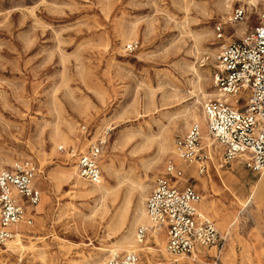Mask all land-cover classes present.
<instances>
[{
    "label": "rangeland",
    "instance_id": "obj_1",
    "mask_svg": "<svg viewBox=\"0 0 264 264\" xmlns=\"http://www.w3.org/2000/svg\"><path fill=\"white\" fill-rule=\"evenodd\" d=\"M244 2L0 0V172L31 162L41 193L27 209L31 224L16 231L24 246L0 245V264L101 263L121 237L138 239L141 210L170 160L223 239L191 262L165 251L163 232L148 233L133 248L140 264H264V171L218 157L199 174L173 150L175 138L200 126L203 105L219 97L213 71L220 45L256 24L258 0L242 24L227 25ZM108 129L102 189L87 194L81 187L93 185L76 184L70 150L86 149ZM208 141L205 148L222 153Z\"/></svg>",
    "mask_w": 264,
    "mask_h": 264
},
{
    "label": "built area",
    "instance_id": "obj_2",
    "mask_svg": "<svg viewBox=\"0 0 264 264\" xmlns=\"http://www.w3.org/2000/svg\"><path fill=\"white\" fill-rule=\"evenodd\" d=\"M256 24L234 40L222 43L216 55L213 71L214 86L219 97L203 105V116L209 136L222 147L223 163L239 159L254 172L264 171V0H258ZM261 6V7H260ZM257 9L246 0L235 7L227 25L242 24ZM216 37L223 38V26L215 28ZM135 43L127 46L134 50ZM240 97H244L240 100ZM108 130L90 139L84 150L71 149L77 176L90 185L102 178L101 160ZM82 136H89L86 125L80 128ZM61 151H67L61 147ZM174 154L187 166L198 165V173L206 171L210 152L201 140V128L192 123L183 136L175 138ZM37 171L31 162H17L11 170L0 172V245L10 239L20 223L31 224L27 209L36 206L41 197L35 184ZM185 172L168 161L165 174L155 180L145 201V210L151 226L137 228L142 241L152 232H163L165 251L177 259L193 257L202 251L217 247L222 236L214 222L200 209V195L191 185L181 184ZM194 261V259L192 260ZM98 264H140L134 251L110 253Z\"/></svg>",
    "mask_w": 264,
    "mask_h": 264
},
{
    "label": "bare ground",
    "instance_id": "obj_3",
    "mask_svg": "<svg viewBox=\"0 0 264 264\" xmlns=\"http://www.w3.org/2000/svg\"><path fill=\"white\" fill-rule=\"evenodd\" d=\"M250 2L251 3H253V4H255V0H250ZM242 32V31H241ZM218 96V95H217ZM205 98V97H204ZM191 118L193 119V120H196V119H198L197 117H196V115H194V114H191ZM205 123H206V121H205V119H204V116H203V114L201 115V124H200V126L202 127V129H203V135H202V142H204L205 144H207L209 141H208V138H210V136H209V134H208V132H207V129H206V127H205ZM207 126V125H206ZM185 127H188V123L186 122L185 123ZM65 142H70V140L68 139V137H66V140H65ZM210 147V146H209ZM209 147H207V148H209ZM212 147V146H211ZM222 148V147H221ZM209 152H210V160L211 161H213V160H216V161H218L219 160V158H221V152H220V150H208ZM175 155V154H174ZM218 159H217V158ZM209 160V161H210ZM179 164V163H178ZM180 164H182V162L180 163ZM184 164V163H183ZM215 170H219V169H215ZM74 175H76L77 176V173L74 171ZM219 173V171L217 172V174ZM78 180V181H77ZM76 181H77V183L76 184H79V185H81V182H80V178L77 176V179H76ZM262 181H264V177H262ZM75 183V182H74ZM74 185V184H73ZM75 186H77V185H75ZM83 186H85V185H83ZM101 186H100V182L98 183V184H95V185H93V189L92 190H89V191H87V189L85 188V187H81V190H83L84 192L86 191V193L87 194H93L94 192H100L101 191ZM144 193V192H143ZM102 194V193H101ZM254 194H255V192L254 191H252V193H251V196H254ZM141 212H142V214H143V224H142V226H144V227H147V228H149L150 226H151V224H150V221H149V219H148V217H147V214H146V211H145V208H143L142 210H141ZM138 219V218H137ZM122 220V219H121ZM136 221H134L133 222V224L135 223ZM21 224V223H20ZM19 225V224H18ZM17 225V228H19V226ZM121 226H122V222H121V224H119V229H121ZM123 232V231H122ZM152 233H154V232H152ZM124 235V234H123ZM156 236V235H155ZM224 236H225V234H224ZM157 239V238H156ZM156 239H155V241H156ZM22 244L23 243H21V235H20V233L19 232H17L15 235H13L12 236V239H10V240H8V241H6L5 242V246H6V248L7 249H10V250H13V249H16V248H22L23 246H22ZM139 246H141L140 245V242H139V240L138 239H133V238H131V237H128V236H123V237H121L120 238V240H119V243H117L116 245H114V249H111V250H109L108 252H109V254L110 253H113V252H116L117 251V249H122V250H125V251H133V248L134 247H139ZM141 248V250H144V249H150L149 247H140ZM19 249V250H20ZM211 252H213V251H211ZM211 254V253H210ZM190 259H191V262H192V260L193 259H197V260H199V255L197 254V253H195L194 254V256L193 257H189ZM176 260H179V259H176ZM77 264V263H76Z\"/></svg>",
    "mask_w": 264,
    "mask_h": 264
}]
</instances>
